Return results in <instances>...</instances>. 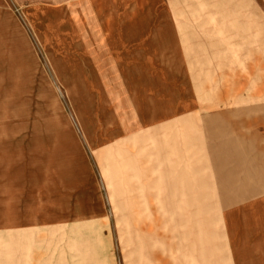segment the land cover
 Returning <instances> with one entry per match:
<instances>
[{"label":"rangeland","instance_id":"374dc122","mask_svg":"<svg viewBox=\"0 0 264 264\" xmlns=\"http://www.w3.org/2000/svg\"><path fill=\"white\" fill-rule=\"evenodd\" d=\"M206 1L0 0V165L37 167L45 193L0 264L246 263L231 228L245 250L264 201V0L247 20ZM223 126L245 136L215 154Z\"/></svg>","mask_w":264,"mask_h":264},{"label":"crops","instance_id":"0c3cea01","mask_svg":"<svg viewBox=\"0 0 264 264\" xmlns=\"http://www.w3.org/2000/svg\"><path fill=\"white\" fill-rule=\"evenodd\" d=\"M246 2V0L206 1L210 8L217 10V12L215 11V14L214 11H212L210 17H214L213 15L216 14L221 15L220 13H223L220 17L222 20H225L226 18H232L233 20L241 18L247 20L245 14L240 12L241 9L246 8ZM223 8H227L226 11H222ZM241 93L242 90L236 91V95H240ZM235 103L239 104L240 100ZM225 116L231 117V114L218 112L211 115H204L202 116V120L217 121L220 117ZM222 128H212L214 132L207 128V136L209 137V140L207 141L206 146L214 153L222 149L230 148L236 144L235 141H231L232 139L225 137L223 139V136L219 133H228V131H230L231 134L235 133V136L240 139L245 136L237 130L225 129V131H223L224 126ZM171 148L166 152L158 151V154L162 155L166 160V158L172 154L174 148ZM184 158L186 159V156ZM32 168L29 163L14 162V160H6L5 163L0 165V216L9 218L3 225H1L0 232L7 231L21 233L29 231L30 229L41 228V226H43L42 223H40V216H44L45 210L44 182L43 179H40L39 169H36L37 167ZM156 185L159 186L160 184L157 182ZM180 194L181 197H183L185 193L183 191ZM167 202H169L170 207H168L171 208L172 215L187 214L189 216L191 213L204 215L206 212V203L204 204L202 200H199L195 206L193 205L195 207L193 212L188 211L190 204L187 200L183 201L182 199L181 203H178L173 200V197H171V200ZM176 210H179V213H176ZM246 210L251 211L250 213L247 212L249 215H247L245 223L247 246L245 250L244 248L238 247V233L241 231V228L239 229V227H237L235 220L234 224L236 226L231 228V232L234 236L232 241L233 249L237 259H242L244 255L246 256L245 264H264V201L261 203L258 202L256 205H252L248 209L246 208ZM248 235H251V238H248Z\"/></svg>","mask_w":264,"mask_h":264}]
</instances>
